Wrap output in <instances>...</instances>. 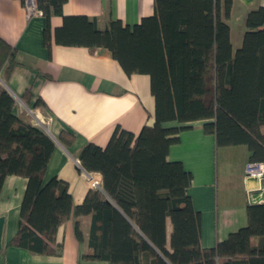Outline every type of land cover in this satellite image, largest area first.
Segmentation results:
<instances>
[{"label": "trees", "instance_id": "16d2710c", "mask_svg": "<svg viewBox=\"0 0 264 264\" xmlns=\"http://www.w3.org/2000/svg\"><path fill=\"white\" fill-rule=\"evenodd\" d=\"M25 4V0H21ZM67 0H37L47 20L63 17L57 43L107 49L127 75L150 77L154 124L138 135L116 127L106 147L87 144L82 167L102 177L74 206L67 182L45 173L55 149L40 127L14 113L16 101L0 82V193L8 176L27 179L18 232L12 242L33 254L57 255L58 228L91 215L89 260L110 264H264V203H248V225L201 246V214L188 193L193 177L169 161L180 134L203 121L217 148L244 145L264 162V7L249 12L242 46L233 52L227 20L233 0H155L154 14L130 27L119 20L105 30L85 16H64ZM18 65L17 49L0 37V75ZM37 105H43L40 101ZM72 135H60L66 145ZM173 231L167 243L166 221ZM77 239H83L79 223Z\"/></svg>", "mask_w": 264, "mask_h": 264}, {"label": "crops", "instance_id": "0c3cea01", "mask_svg": "<svg viewBox=\"0 0 264 264\" xmlns=\"http://www.w3.org/2000/svg\"><path fill=\"white\" fill-rule=\"evenodd\" d=\"M155 0H67L64 16H85L95 20L100 30L119 20L134 26L154 14ZM264 7V0H233L227 24L233 52L242 46L249 12ZM63 17L52 16L50 47L44 38V16L28 18L21 0H0V37L17 49L18 65L2 83L37 117L49 123V135L55 149L49 160L44 182L53 178L67 182L73 205L83 203L94 189L79 155L89 143L106 147L116 127L138 135L146 125L154 124L155 99L148 75H127L107 49L67 46L56 42L55 31ZM43 105H37L38 102ZM21 117L31 123L27 112ZM180 134V141L169 149L168 160L179 161L191 172L189 188L193 207L201 214V246L213 248L217 242L248 225V203H264V188L247 192L244 169L250 152L244 145L217 148L215 137L203 130V121ZM72 135L66 145L60 135ZM27 179L8 176L0 193V217L4 218L0 264H110L89 260L88 239L91 215L70 217L56 234L57 255L33 254L12 244L19 228L20 207ZM264 184V183H263ZM101 189V188H99ZM83 234L77 239L75 225ZM173 231L166 221L167 243Z\"/></svg>", "mask_w": 264, "mask_h": 264}, {"label": "built area", "instance_id": "2783aa9c", "mask_svg": "<svg viewBox=\"0 0 264 264\" xmlns=\"http://www.w3.org/2000/svg\"><path fill=\"white\" fill-rule=\"evenodd\" d=\"M25 5H26L28 18H31L36 15L42 16V12L37 7V0H25ZM15 101H16V105H15L14 113L20 120H22L24 123L27 124L25 119L21 117V113L25 111L34 120V124H29V125L38 126L42 128L48 135L51 134L50 117H49V123L44 124L37 118L35 112H33V110H31L30 108H27L20 99L15 98ZM244 174H245L246 188L249 194L259 192L264 188V184H263L264 162H252V161L247 162V164L245 165ZM87 175L93 188H101V182L97 177H94L88 173Z\"/></svg>", "mask_w": 264, "mask_h": 264}, {"label": "water", "instance_id": "95a60500", "mask_svg": "<svg viewBox=\"0 0 264 264\" xmlns=\"http://www.w3.org/2000/svg\"><path fill=\"white\" fill-rule=\"evenodd\" d=\"M4 218L0 217V251L2 248V234H3Z\"/></svg>", "mask_w": 264, "mask_h": 264}, {"label": "bare ground", "instance_id": "6f19581e", "mask_svg": "<svg viewBox=\"0 0 264 264\" xmlns=\"http://www.w3.org/2000/svg\"><path fill=\"white\" fill-rule=\"evenodd\" d=\"M31 117V116H30ZM38 118V117H37ZM39 119V118H38ZM41 122H43L44 124H48L47 122H44L43 120H41V119H39ZM31 123H33L34 124V120H33V118L31 117V121H30Z\"/></svg>", "mask_w": 264, "mask_h": 264}, {"label": "rangeland", "instance_id": "374dc122", "mask_svg": "<svg viewBox=\"0 0 264 264\" xmlns=\"http://www.w3.org/2000/svg\"><path fill=\"white\" fill-rule=\"evenodd\" d=\"M236 51V50H235ZM3 79H2V77H1V75H0V82L2 81ZM3 84V83H2ZM4 85V84H3Z\"/></svg>", "mask_w": 264, "mask_h": 264}]
</instances>
